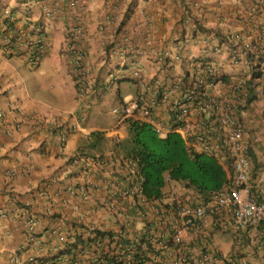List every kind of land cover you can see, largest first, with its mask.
Wrapping results in <instances>:
<instances>
[{
    "label": "crops",
    "instance_id": "crops-1",
    "mask_svg": "<svg viewBox=\"0 0 264 264\" xmlns=\"http://www.w3.org/2000/svg\"><path fill=\"white\" fill-rule=\"evenodd\" d=\"M8 1L22 6L21 13L11 9L12 29H30L31 21L42 18L46 34L45 56L33 68L23 56L10 54L0 45V109L4 112L0 118V264H14L12 257L27 264L29 256L37 264H57L62 257L57 252L65 241L78 231L87 234L80 225L107 230L123 226L139 232L149 227L147 222L152 227L157 224V229L149 228L160 248L154 264H182L184 254L193 257L190 264H264V233L254 227L212 228L210 250L204 254L195 232H185L184 245L167 242L170 233L163 222L158 224L159 202L144 201L129 179L136 176L124 155L125 134L100 107L105 94L94 97L89 108L79 103L63 52L67 28L78 20L88 34L89 77L97 72L102 41L114 33L141 46V56L154 68L148 74L153 75L152 51L170 46L174 36L200 35L196 17L204 27L224 30L253 0H0V5ZM44 6L53 7L51 15L43 17ZM207 46L197 37L186 45L189 52L214 54ZM250 87L256 99L246 112L263 131L260 93L264 86L254 82ZM61 122L73 125L62 142L55 126ZM255 151L259 157L260 145ZM74 154L79 156L75 163ZM172 184L169 179L164 190ZM164 210L171 221V212ZM85 249L75 256L79 264L98 255L93 246Z\"/></svg>",
    "mask_w": 264,
    "mask_h": 264
},
{
    "label": "built area",
    "instance_id": "built-area-1",
    "mask_svg": "<svg viewBox=\"0 0 264 264\" xmlns=\"http://www.w3.org/2000/svg\"><path fill=\"white\" fill-rule=\"evenodd\" d=\"M194 4L204 7L198 2ZM52 11L53 7H44L45 16ZM229 22L230 28L220 30L204 27L200 16L196 17L200 35L190 32L181 38L174 36L170 46L152 51L160 79L153 83L142 79L136 99L126 102L122 112H116L120 121H147L160 134L177 130L190 148L215 156L232 169L231 185L211 192L201 204L180 207L181 224L172 234L175 241L182 239L193 217L205 216L209 206L228 214V222L236 226L254 224L264 217V202H256L249 194L252 162L248 153L249 147L264 141V130L253 126L258 125L255 118L243 112L245 106L253 103L247 85L257 82L264 86V0H253L245 13ZM196 37L202 38L212 53L228 55L227 59L190 54L186 45ZM87 39V29L78 20L67 28L64 46L80 75L86 67ZM31 40L39 49L42 47L40 37L32 36ZM104 42L108 57L124 58L132 51L142 53L141 46L123 34L114 33ZM133 74L140 73L134 69ZM261 95L264 98V92ZM258 167L257 183L261 184L264 154ZM12 258L14 264H20ZM36 261L29 256L27 264H37Z\"/></svg>",
    "mask_w": 264,
    "mask_h": 264
},
{
    "label": "trees",
    "instance_id": "trees-1",
    "mask_svg": "<svg viewBox=\"0 0 264 264\" xmlns=\"http://www.w3.org/2000/svg\"><path fill=\"white\" fill-rule=\"evenodd\" d=\"M253 126L259 127V123ZM129 132L130 137L123 147L126 148L128 156L133 158L132 160L135 162L132 165V174L136 176L129 179L131 183H134L136 191L142 194L144 201L159 202L160 205L158 206H161V210L158 212L162 220L167 219L163 214L165 208L171 211L179 204L177 199L168 196L166 188L164 190L169 179L184 182L187 186H193L206 194L204 198L211 193V190L220 188L227 181L226 172L222 165L208 154L190 150L178 132L171 131L165 136H159L146 122H131ZM164 217L166 218L164 219ZM146 224L149 226L147 228L157 229V224L154 227L150 226L149 222ZM80 227L87 234L84 235L82 231H78L72 239L68 238L57 252L62 256L57 264H79L75 258L76 254L84 252L85 248L90 246L98 250V244L103 248L95 260L89 262L87 259L81 264H154L155 261H152L156 253L160 251V248L152 244L150 234L134 232L131 235L128 230L129 227L126 229L122 226L116 230L90 228V226L83 225ZM254 228L264 233V220L259 221ZM166 229L168 232H172L168 227ZM113 241H116V247L111 245ZM123 247L124 249H121ZM109 248L116 249V253L110 252ZM128 249H132L130 251L132 258L125 256V250ZM121 250L124 252L121 253ZM150 251L155 254L150 255ZM201 252L204 254L207 251ZM201 252L199 253L201 254ZM213 255L218 257L215 252ZM57 256L53 257V261ZM200 261H202L201 257ZM157 264H159L158 261Z\"/></svg>",
    "mask_w": 264,
    "mask_h": 264
},
{
    "label": "clouds",
    "instance_id": "clouds-1",
    "mask_svg": "<svg viewBox=\"0 0 264 264\" xmlns=\"http://www.w3.org/2000/svg\"><path fill=\"white\" fill-rule=\"evenodd\" d=\"M44 7H43V17H47L44 15ZM27 20L31 21V19H28V18H27ZM12 22H13V15H12L11 9H8V8L0 9V24H1L0 45L2 46L4 51H6L10 54L23 56L26 63L29 66H31L32 68L37 67L39 65L40 61L45 56V22H44V20L42 18H40V19H37L35 21H31L30 29L21 28V27L17 28V29H12ZM37 27H40V28L37 29ZM32 36L33 37L36 36V37L41 38L42 47L40 49L38 47H36V45L33 44L32 40H31ZM104 45H105V42L103 40L102 46L100 48V52L97 56V63L99 64L97 72L95 75L90 76V77L88 76V71H89V66L92 63H91V61L89 62V59H88V51H89L88 50V44H87V52H86V67L84 68L83 74H81V75L78 73L76 68L73 67L71 55L68 54L65 47H63V52L67 56V60H68L69 65H70V69H71V72L73 74V80L75 83L77 99H78L79 103H81L83 106H85V108H89L91 106V104L93 103L94 97H97L99 95V99H100V97L104 94V90L107 88V86L110 85L111 83H113L114 81H119V80L132 81V83L135 86L134 95L128 94L127 96L123 97L120 94H118L117 104L108 109V112L112 115V117L114 119L115 127H117V126L121 127L122 131L125 134V137H124L125 139L123 138V140H122L123 144L125 145V144H127V142H128L127 140L130 137L129 124L131 122H146V123H149V122L142 121V120H132L129 118L120 121L119 120V114L116 112H122V108L126 102L128 103V102L134 101L136 99L137 94H138V90H139L138 87H139L140 81L142 79H146L150 83H153V81H155L156 79L157 80L160 79V77H159L158 70L156 69V66H155L154 58H153V66L155 67L156 71L153 75H149L148 73L144 72V70L142 68L140 69V67L142 66L139 64L141 53H136V52L132 51V52L128 53V55H126L124 58L108 57V54L106 52L107 49L104 48ZM188 45L189 44H187V46ZM189 53H191V52H189ZM129 56H131V62L129 64H125L123 66H118L115 69V75L110 76L109 72H111V69H108L109 63L113 59L122 60V59L128 58ZM134 69H137L139 71V73H140L139 76H134V74H133ZM247 86L249 89L251 88L250 85H247ZM249 91L251 92V95L253 97V103L250 104V106H245L243 112H246L247 110H249L252 107V105L255 104L254 101L256 99V93H255L256 91H254V93H252L251 89ZM261 108H262V111L264 112V104L261 106ZM0 112L2 113L0 118H3L4 112L1 109H0ZM163 112H168V110H165ZM248 114H249V112H248ZM82 117H84V114L82 115ZM257 123H259V122H257ZM149 124L155 130L153 125L151 123H149ZM55 126L58 130V135H59V139L61 140V142L65 138L66 134L73 128V125H69V124H66L64 122L56 123ZM257 129L261 130L260 128H257ZM171 131L178 132L181 135V137L183 138L185 145L190 150L198 152V151L190 148L187 145L184 136L179 131L170 130L168 132H171ZM168 132H166L164 134H160L158 132L157 133L159 136H165ZM257 145H260V147H261V153H260L259 157L257 156L256 151L253 153V150L257 147ZM248 153H249V156H250V159L252 162L251 163V169H250V189H249L250 193L249 194H250V196L253 197V199L256 202H264V191H263L264 182H262L261 184L257 183V172H256L257 169L259 168L258 167L259 166V160L264 154V141L257 142L254 146L249 147ZM76 155L77 154L72 155V162H74V163L76 161H78V159H79V156H76ZM124 155H125L126 160L129 162V165H131V166L134 165L135 162H134V160H132L133 158L131 159L130 156H128V153L126 152V148H125V154ZM210 156H212V155H210ZM212 157H214L222 165V167L224 168V170L226 172V179H227V181L224 183V185H222L220 188L210 191V192H215L217 190H221L224 187L232 184L233 172H232L231 168H228L224 164L223 161H221L220 159H218L215 156H212ZM176 182H178V181L173 180L174 184ZM171 187H173V186H170L168 189H170ZM130 188H131V186L128 185V188H126L125 191L129 192ZM69 189L73 190L72 186H70ZM196 190H197L196 195H198V199H196L194 201H188L187 202L184 200L183 197L177 198L179 196V194L176 196H173L175 199H177L179 201V204L176 207H174L173 210H171L169 212H171L173 219H178V223L173 221V219L171 221L168 219L167 220H162L161 218L159 219L158 224H160V221H161V222H163L162 223L163 228L166 225L165 228L168 227L170 230H172V232H168V233H170V238H169V240H167V242H171L172 244H175L177 246H180L183 244L185 232L183 233L182 239L180 241H175L173 239V236H172L173 232L175 231V228L181 224V218L182 217L179 213L180 207L182 205L193 207V206H196L198 204H201L202 202H205L209 198L208 196L211 194L210 193L206 198H204L206 194L204 192L198 190V189H196ZM173 192H175V190ZM1 214H3V212H0V215ZM227 216H229V215L223 211L217 210L215 208V206H209V208L207 209V211L205 213V216L193 217L192 224L188 225L186 227L187 228L186 232L197 233V235H198L197 245H199V247L201 246L200 247L201 251L210 250L209 245H210L211 239H212V235H211V233H212L211 229L212 228H216V229L221 228V230H223L222 228H227V227L232 226L233 228H236V229H240V228L247 229L250 226L255 227V225L258 224L259 221L264 220V217H263V218H260L258 220V222L254 223V224H250V225H246V226H236V225L228 222ZM219 223H222V225H220ZM129 232H131V235H133V233L137 232V231L136 230H129ZM139 233L150 234L151 235V242L154 246H156L157 238L153 235V233L151 232V230L149 228H145L144 230H140ZM61 235H63V234H61ZM64 237L62 239L63 242L65 241ZM111 245L112 246L115 245V247H116V241H113L111 243ZM97 248H98V250H95V251L97 252V254H99V252L101 251V249L103 247L100 246V244H98ZM121 249H124V247ZM109 250H110V252L116 253V249L109 248ZM125 251H126V255H125L126 258H132V254L130 252V251H132V249H128ZM120 252L122 253V252H124V250H121ZM153 254H155V253L150 251V255H153ZM157 254L158 253H156V255ZM191 259H193V257L192 258L186 257V255L184 254L183 258H181V263L182 264H184V263L190 264V263H188V261H190Z\"/></svg>",
    "mask_w": 264,
    "mask_h": 264
},
{
    "label": "rangeland",
    "instance_id": "rangeland-1",
    "mask_svg": "<svg viewBox=\"0 0 264 264\" xmlns=\"http://www.w3.org/2000/svg\"><path fill=\"white\" fill-rule=\"evenodd\" d=\"M0 7L13 9V10L18 11L20 13L22 11V6L18 7L16 2H14V1H8L5 4L0 5ZM45 34H46V29H45ZM190 54H193L195 56L199 55L201 57L209 56V57L217 58L220 60H226L228 57V55L223 54V53L211 54V53H206L205 51H198V50H192ZM130 62H131V56H129L126 59H122V60L113 59L108 65V69H111V72H109V75L110 76L115 75V69L118 66H123L125 64H129ZM139 64L142 65L140 67V69L142 68L144 70V72L148 73V71L150 70L151 73H153L154 68L150 66L148 59L144 55L140 56ZM134 93H135V86L132 83V81H129V80L114 81L113 83L108 85L107 88L104 90V94L106 96V99L104 100V102L102 103V105L100 107H102L103 109H105L106 112H108L109 108H111L117 104L118 94L125 97L128 94L134 95ZM112 122H114L113 118H112ZM172 185H173V187L168 189L166 192L169 197L172 198L173 196H176L179 194V196L177 198L183 197L184 200L187 202L188 201H194V200L198 199V195H196L197 190L193 186H187V185H185L184 182H181V181H178ZM174 190H175V192H173Z\"/></svg>",
    "mask_w": 264,
    "mask_h": 264
}]
</instances>
